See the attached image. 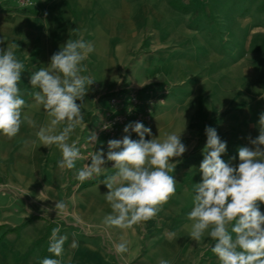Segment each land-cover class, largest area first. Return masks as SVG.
<instances>
[{
	"label": "rangeland",
	"instance_id": "rangeland-1",
	"mask_svg": "<svg viewBox=\"0 0 264 264\" xmlns=\"http://www.w3.org/2000/svg\"><path fill=\"white\" fill-rule=\"evenodd\" d=\"M32 2L27 9L33 12H25L16 7V0H0V11L24 13L16 20L0 19V29L6 31L0 48L16 43L15 55L25 64L22 92L33 91L32 72L48 66L70 38L82 37L94 46L83 62L88 69L84 75L94 80L84 97L86 127L77 128L69 140L78 138L83 157L76 169L90 163V152H107L98 124L106 117L110 94L118 89H137L141 97L154 99L152 120L144 123L152 130L146 140L183 131L187 151L178 162L173 160L176 195L155 218L130 230H106L89 203L93 192L107 190L101 180L115 171L112 162L101 177L77 181L76 169L57 167L59 150L41 146L36 137L39 127L48 123L44 110L25 109L37 127L22 125L13 139L0 134V264H40L45 257L61 259L62 264H158L161 258L170 264H218L210 238L197 244L188 237L189 193L202 181L199 165L207 126L227 143L221 158L233 166L239 163V147H250L252 133L259 134L264 113V0ZM13 23L31 33L11 40ZM93 133L98 139L90 144L87 137ZM131 138L139 139L134 132ZM54 200L66 203L62 216L44 212L54 207ZM257 204L264 214V203ZM57 226L68 236L60 258L47 251ZM121 240L131 242L123 258L114 251Z\"/></svg>",
	"mask_w": 264,
	"mask_h": 264
},
{
	"label": "clouds",
	"instance_id": "clouds-1",
	"mask_svg": "<svg viewBox=\"0 0 264 264\" xmlns=\"http://www.w3.org/2000/svg\"><path fill=\"white\" fill-rule=\"evenodd\" d=\"M4 40L0 39V43ZM17 46L13 42L6 49L0 48V134L13 139L22 125L36 128V121L25 109L42 108L48 123L36 132L38 141L41 146H55L59 150L58 168L76 169V162L83 157L77 146L78 138L71 143L69 140L77 128L86 127L82 111L84 97L94 80L84 75L88 69L83 62L94 46L82 37L70 38L51 56L48 66L32 72L33 91L24 92L19 85L25 64L15 55ZM24 95L34 103L29 104ZM103 127L107 129L110 125ZM258 128V136L249 138L253 147H239V163L235 166L221 158L227 143L221 140L217 130L210 126L205 129L207 140L199 165L202 181L195 183L189 193L192 208L186 219L191 221L188 231L191 240L199 244L207 236L213 241L210 250L218 264H264V214L257 204L264 203V113L259 116ZM123 132L121 139L107 142L106 153L102 148L90 152V163L76 169L74 174L83 183L101 177L108 168L106 165L112 162L115 171L101 180L107 188L104 200L111 209L102 220L106 230H130L155 218L176 195L177 181L171 174L176 167L173 160L178 162L187 151L181 141L183 131L166 133L163 139L146 140L145 136H152V130L137 121L126 125ZM133 132L138 140L131 138ZM97 139L95 133L87 137L90 144ZM54 201V207L44 212L54 211L56 216H62L66 203ZM67 240V234H61L59 226L54 227L47 251L54 257H62ZM130 243L127 240L115 243V254L123 258ZM77 246L73 241L71 247ZM40 264H62V261L45 257ZM158 264H170V261L161 258Z\"/></svg>",
	"mask_w": 264,
	"mask_h": 264
},
{
	"label": "built area",
	"instance_id": "built-area-1",
	"mask_svg": "<svg viewBox=\"0 0 264 264\" xmlns=\"http://www.w3.org/2000/svg\"><path fill=\"white\" fill-rule=\"evenodd\" d=\"M17 8L27 9L33 5L32 0H16ZM154 99L141 97L135 89H118L108 98L106 117L101 119L98 128L105 136V142L110 139H121L123 129L132 122L148 123L152 120ZM109 124L105 129L103 126Z\"/></svg>",
	"mask_w": 264,
	"mask_h": 264
},
{
	"label": "crops",
	"instance_id": "crops-1",
	"mask_svg": "<svg viewBox=\"0 0 264 264\" xmlns=\"http://www.w3.org/2000/svg\"><path fill=\"white\" fill-rule=\"evenodd\" d=\"M23 11L27 12V11H32L33 10H30V9H24ZM24 14V13H22ZM22 14H7V13H4L2 11H0V19L2 18H6L9 17L11 18L12 17V20H15L20 17V18H23V15ZM2 27V26H1ZM1 31V35H0V38L2 37L3 38V35L4 31L3 29H0ZM30 29L29 28H23V27H20L19 25L17 24H11V26L9 27V38H11V40H15L17 38H21L23 36V34L26 35V37H28V35L30 34ZM128 89V88H127ZM115 90V89H114ZM137 90V89H135ZM30 129V128H29ZM125 133L122 132L121 135L123 136ZM251 134V133H250ZM256 138V135H254V132L252 133V138L251 139H255ZM102 139L104 141V138L102 136ZM102 142V140H101ZM248 146L253 147V145L250 143V139L248 140ZM107 190H97L94 193V195L92 196V202L89 203V205L92 207V208H96V216L102 220V218L111 212V209L109 207V205L106 203V201L104 200V197H103V194L106 193ZM81 204V203H80ZM79 204V205H80ZM94 214L92 212H90V217H92ZM113 229H116V228H113Z\"/></svg>",
	"mask_w": 264,
	"mask_h": 264
}]
</instances>
